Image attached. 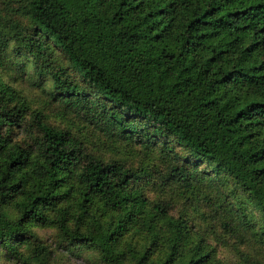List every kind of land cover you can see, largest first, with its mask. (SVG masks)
Returning <instances> with one entry per match:
<instances>
[{
    "label": "trees",
    "instance_id": "obj_1",
    "mask_svg": "<svg viewBox=\"0 0 264 264\" xmlns=\"http://www.w3.org/2000/svg\"><path fill=\"white\" fill-rule=\"evenodd\" d=\"M16 13L25 28L14 36L0 22L1 75H25V43L17 40L24 34L44 54L59 52L78 78L73 82L64 69L36 61L29 66L28 80L42 89L53 117L78 123L101 142L158 147L167 162L157 174L160 187L191 190L209 181L175 148L218 170L238 166V182L264 211V147L250 166L237 153L253 136L256 144L264 136V75H255L264 70V0H23ZM216 39L226 45L218 58L257 52L261 63L245 72L207 74L196 61L216 58L208 45ZM239 85L251 99L236 101L215 89ZM138 126L149 129L146 139ZM18 129L24 140L14 139ZM138 173L86 154L68 131L29 113L24 98L0 77V208L15 217L8 223L0 214L4 255L25 244L29 226H45L94 248L109 264H221L202 231L143 196L135 185ZM208 204L224 230L220 239L231 240L240 259H249L240 247L264 248V236L242 211L222 209L217 198Z\"/></svg>",
    "mask_w": 264,
    "mask_h": 264
},
{
    "label": "rangeland",
    "instance_id": "obj_2",
    "mask_svg": "<svg viewBox=\"0 0 264 264\" xmlns=\"http://www.w3.org/2000/svg\"><path fill=\"white\" fill-rule=\"evenodd\" d=\"M23 3V0H0V22L3 28L11 35H15L19 30L25 28L20 16L16 10ZM30 37L21 34L18 41H24L23 60L25 64V75L19 77L17 74L7 71L0 77L6 84L13 87L25 100L28 107V112L34 114H42L44 120L53 126L66 130L70 135L78 140L83 145V151L98 158L101 161L107 162L116 160L122 162L127 168L133 171H138V180L135 185L140 187L143 196L152 203L159 202L165 204L168 208V214L174 219H184L188 227L193 228L198 232L202 231L204 238L208 243L214 246L215 256L224 264H264V248L257 244H250L247 248L240 247L239 249L248 254L249 259H240L233 250L232 241L220 239L224 235V231L218 223L215 222L208 201L217 198L222 203V209L229 210L230 208L240 210L255 226V233H261L264 236V211L256 195L245 189L238 182L237 175L243 176L241 171H238V166H235V171L218 170L215 163L206 160L194 159L191 155L185 153L180 148H175L173 152H177L184 158H190L192 165L195 166L199 176L202 174L209 181H203L194 189H186L177 184H167L159 186L157 174L164 164V160L159 159L156 149L142 150L138 146L132 147L128 143L119 142H101L95 134L89 129L79 125L78 123L67 120L63 117H53L50 113L49 102L42 93V89L32 84L28 80V74L32 76L29 66L32 62H38L40 65L49 68L64 69L73 79V82H78V78L70 70L65 69L64 59L59 52L51 48L46 54L42 52L33 42H29ZM17 45V42H14ZM210 50L215 52V59L204 55L199 62L196 61L197 68L201 64L203 70L211 74H220L222 72H245L252 68H257L261 63V56L257 52L241 53L239 57L226 58L221 56L220 52H225V42L216 39L208 42ZM219 48H222L221 50ZM221 67L220 71L218 68ZM256 76L264 75V70L255 73ZM218 76L214 77L216 80ZM43 85V83H41ZM217 93L228 91L231 98L235 100L251 99L248 96L250 93L248 88L238 87L225 88L224 86L215 87ZM201 90V88H198ZM192 95H197L194 93ZM22 129L14 131L15 140H24ZM138 136L143 135L146 139L149 129L146 127H136ZM256 138L253 136L250 141L243 145V150L237 152L243 159V165L250 166V160L254 154H259L264 147V136L256 144ZM172 153L166 157L168 161ZM159 161H158V160ZM165 162L164 165H166ZM240 167V163H238ZM248 184L255 187L251 182L249 171H243ZM259 188V187H257ZM261 189V188H260ZM7 212V213H6ZM0 208V214L9 221H13L15 217L8 211ZM219 212V211H217ZM206 215V219L200 215ZM2 218V219H4ZM4 219V220H5ZM201 220H204L201 222ZM71 228V227H70ZM25 244L19 245L11 257L4 255L0 251V264H109L102 260L100 254L94 248H86L77 243L70 242L54 227H35L29 226L23 232ZM19 255V257L17 256ZM20 258V259H19ZM21 260V261H20ZM131 261L122 264H131ZM121 264V263H118Z\"/></svg>",
    "mask_w": 264,
    "mask_h": 264
}]
</instances>
